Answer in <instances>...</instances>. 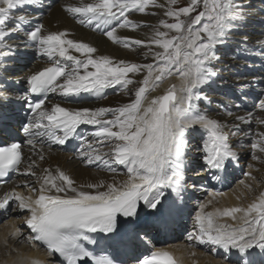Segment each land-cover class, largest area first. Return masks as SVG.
Returning a JSON list of instances; mask_svg holds the SVG:
<instances>
[{"label": "snow or ice", "instance_id": "6c2138e0", "mask_svg": "<svg viewBox=\"0 0 264 264\" xmlns=\"http://www.w3.org/2000/svg\"><path fill=\"white\" fill-rule=\"evenodd\" d=\"M176 3L177 0H167L165 7L157 0H92L65 8L78 16L81 24L111 25L104 34L114 43L123 44L125 48L147 47L149 54L159 62L154 66L114 61L109 56L94 57L95 47L67 39L66 32L45 33L43 24L34 21L35 12L44 7L43 0H0V109L23 102L28 115L21 130L27 137L29 150L44 160L45 137L51 143L65 145L78 134L81 125H93L97 129L92 133L95 143L108 142L112 147L101 155L85 137L87 150H81V156L89 165L102 161L114 173L116 169L111 168V163L123 165L128 177L119 185L99 181L77 187L64 172L57 169L54 174L44 169L43 175L37 178L39 189H32L39 192L36 199L23 197L14 190L0 199V210L8 211L11 202L17 203L21 211L30 212L26 225L32 235L28 239L46 246L50 256H58L59 264H90V261L92 264H126L121 253L135 252L138 245L145 242L144 237L167 231L182 209L189 189L186 179L188 135L199 131L206 136L198 149L206 170H225L240 159L229 142L230 134L249 135L241 125L253 122L264 126V87H261L264 86V32L252 45V48L259 47L255 55H251L248 34L240 32L233 57L243 58L247 69L234 76L241 101L234 107L241 109V105L251 101L259 115L253 111H246L244 115L227 111L226 116L231 117L229 124L212 118L200 107L204 101L211 102L203 94L204 88L220 78L219 71L213 67L219 59L218 47L228 43L235 30L243 27L252 6L244 0H189L188 5L174 8ZM201 5L203 10L197 12ZM149 6L165 9L163 15L174 18L175 22L161 19L159 26L166 31L152 26V35L146 41L116 35L117 27L133 30L141 27L128 19L129 12L155 15L147 11ZM194 12L197 14L192 16ZM172 31L177 35L169 38ZM153 45L160 50L152 51ZM33 47L48 58L51 66L26 76L25 91L29 94L17 95L19 90L17 81L12 79L11 64L17 53ZM70 49L80 53L83 59L70 54ZM256 57L261 62L259 71L247 63L249 58L254 62ZM173 70L180 74L179 90L183 95L178 97L173 85L166 94L149 100L147 93L153 72L159 74L151 90L164 77L173 75ZM142 72L145 75L139 81L141 86L135 90L134 99L117 108L45 106L48 93L59 92L64 97L92 93L102 97L105 89L116 85L127 90L133 83L128 74ZM109 114L111 119L107 118ZM254 135L256 139L250 146L260 154L254 153V158L260 159L264 156V131ZM38 143L40 149L36 152ZM24 146L20 142L0 146V181L10 172L21 173L25 160L28 163L21 174L36 176V160L25 156ZM104 156L109 159L105 160ZM105 187L106 190H100ZM206 207V204L200 206L195 218L198 229L189 239L222 250L223 259L232 264H264V194L246 208L205 213ZM223 217L239 219L241 224L234 227L220 223ZM91 234L98 235L94 238ZM99 240L107 242L111 255H97L85 246V242L94 245ZM132 258L137 264H177L173 255L164 250L152 251L143 259Z\"/></svg>", "mask_w": 264, "mask_h": 264}, {"label": "bare ground", "instance_id": "6f19581e", "mask_svg": "<svg viewBox=\"0 0 264 264\" xmlns=\"http://www.w3.org/2000/svg\"><path fill=\"white\" fill-rule=\"evenodd\" d=\"M89 2H92V0H43L44 7L40 11L35 12L34 21L36 23L43 24L45 33L66 32L67 39L84 42L95 47L97 52L92 54L94 57L109 56L114 61L124 60L141 65L153 64L155 66L154 63L156 60L151 54H149V49L147 47L133 46L131 48H125L123 44L114 43L100 30L90 28V24L87 22L85 24L79 23L78 16H74L72 13L65 11L67 6H80L81 4ZM157 2L165 4V7L168 6L167 0H157ZM244 3L252 6L248 19L246 23H244L243 27L235 30V34L230 37L228 43L222 45V48H220V46L218 47L217 54L219 59L214 62L213 67L219 71L220 78H217L203 90V94L207 95L211 102L209 103L208 101H204L200 104V107L205 109L212 118L229 124H231V117L226 116L227 111H233L239 115H244L246 111H253L257 116L259 115V112L253 108L251 101L243 104L246 109L243 108L242 105L241 109L243 110L234 107V105L241 104V101L238 99V84L233 81V77L236 73H244L247 69L244 66L245 61L243 58L237 57L236 59H233L236 49H232L230 45H235L236 48L237 41L240 39L239 33L243 32L248 34V46L252 48L255 38L260 33L264 32V12L260 11V9H264V3H261V0H244ZM164 10L165 9L150 6L147 11L155 13V15H146L135 11L129 12L127 14L128 19L132 22L140 24L141 27L135 30L130 27H117L116 35L121 38L131 37L133 39L148 40L153 32L152 26L160 27L159 21L161 19H166L168 22L172 19V17H165L163 15ZM160 30L166 31V29H163L162 27H160ZM159 50L160 49H158L155 45L152 46V51ZM258 51V46L252 48L251 55H255ZM69 52L70 54L83 59L80 53H76L72 49H70ZM229 59H232V61L229 62ZM67 63L71 64L72 62L68 61ZM247 63L256 71L261 69L259 57H256L254 62L251 58H249ZM49 64H51V62L48 58L41 56L35 47L29 48L23 53H17L15 61L11 64V67L14 70L12 79L17 81L16 87L19 90L16 94L25 95L27 92L25 91L26 85L24 83V78ZM158 74V72L154 71L152 80H150V91L147 93L149 100L153 97L166 94V92L173 85L177 88V96L179 97L183 95V93L179 90L180 85L182 84V79L178 72H175L173 77H167L163 83L159 82L158 86L155 87L154 90H151L152 84L155 82V76ZM144 75L145 73L143 72L140 74H128V78L133 80V83L128 86L130 91H126L119 85H116L105 89V93L102 97H97L92 93H81L80 96L64 97L57 92L53 93L52 99L48 101V103L46 102L45 106L51 107L52 104H60L63 107L72 109H114L130 103L134 99L135 90L137 89V86H141L139 81L144 78ZM256 91H259V89ZM213 92L217 94V97L215 95H211L214 94ZM249 92L252 93V90H249ZM252 94L254 95V93ZM19 103L20 102H14L9 104L6 108L0 109V121L2 125L5 126V123L11 125L13 119H21V117H18V110L20 107ZM2 117H5L6 121H2ZM107 118L111 119V114H109ZM241 127L244 128L249 135H245L244 132H239L236 135L230 134L229 137V142L233 146V149L240 155L239 161L230 166L228 172L226 170L228 167L225 169V172L224 170H206L207 174H210L209 179H211L210 183H212L208 188L203 189V191L209 192V194L211 193L209 197L207 195L205 199L206 201L198 200L199 197L192 199L194 191L196 189L203 188V186L200 187L199 184L193 182L192 179L201 180V177L204 175V171H200V173L195 174V177L192 178L193 173L189 172V168L188 170L186 169V179L189 189L185 195V201L182 209L176 216L173 226L176 221H179L178 219L183 218L186 220V218L189 217L187 215V211L189 208L193 207V205L199 206L197 213L200 212V206L205 204L207 205V207L204 208L205 213L214 212L216 209L223 211L224 209L232 207L246 208L249 204L257 202L261 194H264V156L260 159L254 158V153L256 155L260 154L257 150L251 149L250 146L251 142L256 139L254 134L264 131V126H260L253 122L251 125H241ZM82 130H84L85 133L80 132L79 136L84 141L83 145L79 148L80 154L81 150H87V145L84 140L85 137L93 144V147L98 150L99 154L104 155V153H108L110 151V148L112 147L110 143H95L96 138L92 135V133L97 130L96 126L83 125ZM86 131L88 134H86ZM190 134L188 135L189 149L187 151V164L188 167L191 168L193 164L198 163L200 157L202 156V153L198 151V149L202 147V141L203 139H206V136H202L199 131ZM193 134H195L196 137L192 136ZM44 141V160H40L35 152L29 151L26 154V156H31L32 159L36 160L37 167L34 169V171H36V176H29L27 179L18 180L17 183L19 182L27 185L35 184L37 178L43 175L44 169H50L54 174L57 169L64 172L74 180L75 186L77 187L84 184L97 183L99 181H103L105 185L112 184L113 182L119 185L123 180L128 178L126 169L123 165L111 163V168L116 169V172L114 173L106 168L102 161H95L89 165L86 162V158L82 156L74 158L71 156L72 153L65 152V148L63 146L59 145L53 147V145L45 139ZM49 144L51 146H48ZM39 148L40 145L38 143L35 151L38 152ZM104 159L107 160L109 157L104 156ZM242 168L244 170V174L241 176H244L243 180H241V178L239 179V177L235 179V174L237 175ZM228 174H232V176L228 177ZM235 181L236 183L233 184ZM214 182H217V184H213ZM205 184L206 183H204V185ZM249 184L250 186L246 188V185ZM33 187H35V185ZM7 189L10 190V186H8ZM29 190L32 191V187L27 188L25 197H31L33 200L36 199L38 197V193L37 196L36 194L32 196ZM85 190L92 193H95L96 191L95 189ZM100 190H106V187ZM5 191L7 192V190ZM209 201H211V203H209ZM16 213L19 214L20 218L16 216ZM16 213H12L7 216L5 218L6 221L0 224V264L47 263V257L40 252L36 242L28 239L30 235L26 231V219L30 217V212L26 209V212L23 210L21 213L18 211H16ZM241 215L242 213L237 214L238 217ZM193 221L196 224L195 218H193ZM220 223L238 227L241 224V221L239 219L234 221L230 217H223L220 218ZM188 227H191V224ZM182 239L183 236L179 238L177 242L170 241L171 243L168 244L164 242L165 244L162 246L161 243H159L156 247L159 246L158 248L170 252L178 264H232L230 260L218 258L217 253L221 251L220 249H211L210 253H202L198 251V249H195L196 246L203 248V244H200L198 240L194 239L191 244H186L183 243L184 241L182 242ZM213 253L214 255L211 256Z\"/></svg>", "mask_w": 264, "mask_h": 264}, {"label": "rangeland", "instance_id": "374dc122", "mask_svg": "<svg viewBox=\"0 0 264 264\" xmlns=\"http://www.w3.org/2000/svg\"><path fill=\"white\" fill-rule=\"evenodd\" d=\"M178 3H179V5H178V3L177 4H175V5H173V7L175 8H179V7H183V6H186V5H188V3H189V0H181V1H177ZM200 9H202L203 10V6L201 5V7L200 8H198L197 9V12L198 11H201ZM197 12H194V13H192V16H195L196 14H197ZM181 19H184V20H187L188 18L187 17H181ZM168 22V21H167ZM173 22H175V19L174 18H172L171 20H170V22H168V23H173ZM203 22H206V21H202V23ZM171 33H175V31H172V32H169V38L171 37ZM177 34V33H176ZM231 47L232 46H234V45H230ZM232 61V59L230 60V62ZM156 63L158 64L159 62L158 61H156ZM173 71H175V70H173ZM174 75H171V76H166V77H164L163 78V80L161 81L162 83H163V81H165V79L168 77H173ZM233 81H234V78H233ZM139 85V84H138ZM140 86H137V89L139 88ZM128 91H130V89L128 90ZM214 93V92H213ZM211 95H215L216 97H217V94H211ZM254 177V176H253ZM244 178V177H243ZM243 178H242V180H243ZM260 178V177H259ZM263 182H264V180H263ZM250 186V184L249 185H246V188H248ZM211 194V193H210ZM209 194V195H210ZM209 195H208V197H209ZM205 196V197H204ZM206 195H203L202 197H201V201H206L205 199H206ZM199 207V206H198ZM196 208V210H194V208H193V210L189 213V215H190V217H191V220H193V218H196V215H197V212H198V209L199 208ZM189 217V218H190ZM190 220V221H191ZM219 222H220V220H219ZM191 227H195V225L194 226H191ZM196 227L195 228H189V231H188V233L187 234H185V236L183 237V241H185V242H188V241H192L193 239H189V236L190 235H192V236H194L195 234H196ZM187 239V240H186ZM184 243V242H183ZM195 249H198V251H200V252H211V249L212 250H214V247L213 246H211L210 244H204L203 245V248L202 247H200V246H196L195 247ZM214 254V253H213ZM213 254L211 255V256H213ZM218 258H223V255L221 254V255H218ZM217 258V259H218ZM214 259V258H213Z\"/></svg>", "mask_w": 264, "mask_h": 264}]
</instances>
